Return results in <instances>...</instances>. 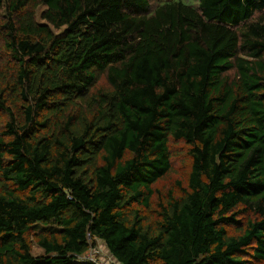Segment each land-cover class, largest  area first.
I'll list each match as a JSON object with an SVG mask.
<instances>
[{"label":"trees","instance_id":"obj_1","mask_svg":"<svg viewBox=\"0 0 264 264\" xmlns=\"http://www.w3.org/2000/svg\"><path fill=\"white\" fill-rule=\"evenodd\" d=\"M157 3L0 0V264H264V0Z\"/></svg>","mask_w":264,"mask_h":264},{"label":"rangeland","instance_id":"obj_2","mask_svg":"<svg viewBox=\"0 0 264 264\" xmlns=\"http://www.w3.org/2000/svg\"><path fill=\"white\" fill-rule=\"evenodd\" d=\"M172 1L182 2L188 5H195L197 3V0H160V1L158 0L159 3L157 4L172 2ZM39 16H40V11H39ZM175 150L176 152L173 158L174 171L166 181H163L157 186L160 190H165L167 187L176 186L177 181L184 182L189 174L191 163L187 153L188 147L185 144H180L174 148V151ZM34 253L38 255L41 254L42 251L36 247Z\"/></svg>","mask_w":264,"mask_h":264},{"label":"built area","instance_id":"obj_3","mask_svg":"<svg viewBox=\"0 0 264 264\" xmlns=\"http://www.w3.org/2000/svg\"><path fill=\"white\" fill-rule=\"evenodd\" d=\"M91 239V236H89ZM85 261H89L93 264H121L116 262L113 258L108 257L106 251L102 247H97L90 250L85 256L80 258Z\"/></svg>","mask_w":264,"mask_h":264}]
</instances>
